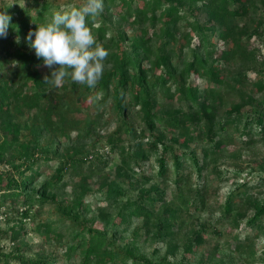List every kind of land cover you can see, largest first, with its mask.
<instances>
[{
    "label": "trees",
    "instance_id": "trees-1",
    "mask_svg": "<svg viewBox=\"0 0 264 264\" xmlns=\"http://www.w3.org/2000/svg\"><path fill=\"white\" fill-rule=\"evenodd\" d=\"M82 3L0 6V264H227L218 244L203 252L208 233L227 235L231 264H264V199L242 182L209 203L221 160L264 145V53L247 46L264 44V0H103L87 21L101 78L56 85L25 35Z\"/></svg>",
    "mask_w": 264,
    "mask_h": 264
},
{
    "label": "clouds",
    "instance_id": "clouds-1",
    "mask_svg": "<svg viewBox=\"0 0 264 264\" xmlns=\"http://www.w3.org/2000/svg\"><path fill=\"white\" fill-rule=\"evenodd\" d=\"M102 10L103 0H83L79 7L54 12L48 22L25 35L35 55L51 69L54 84L60 85L70 76L72 81L93 88L101 78L108 50L96 42L87 21ZM9 25L10 16L0 10V37L7 34Z\"/></svg>",
    "mask_w": 264,
    "mask_h": 264
},
{
    "label": "rangeland",
    "instance_id": "rangeland-1",
    "mask_svg": "<svg viewBox=\"0 0 264 264\" xmlns=\"http://www.w3.org/2000/svg\"><path fill=\"white\" fill-rule=\"evenodd\" d=\"M14 1L15 0H0V6L13 4ZM16 1L22 2L25 0H16ZM50 1L60 4V5H63L67 2L68 5L71 6L73 2H80L82 0H50ZM247 46L248 48H252V47L258 48L256 54L264 53V44L261 41H259L256 37H252L248 41ZM250 75L252 76L253 73L250 72ZM111 129H113V126H110L108 131H110ZM102 134H105V132H103ZM90 145L91 144L89 141L86 144L87 151L91 152L93 149L96 148L100 150V152H103L104 154H106V158L109 160L108 161L109 169L107 170L111 171L113 167L118 163L117 155L112 152L108 153L109 148L105 146V144L102 141V138H101V141L100 139L96 141L95 148L90 147ZM252 151L253 152L251 153L249 151L246 152V150H242L241 156L239 157V159L237 158V159L221 160L220 168L228 172L229 177L225 181L221 182V184H219L218 189H216V192L211 196L209 203L212 207L216 208L217 205H219L223 201L228 191L234 186L241 184L242 182L243 184H245L244 187H246L250 193L258 194L260 198L264 199V145H258ZM259 162L261 165L259 164ZM147 166L148 164L144 166V169H147ZM2 169H6V166L3 165ZM66 178H68V175ZM69 188H70L69 186H66L65 191L68 192ZM214 190L215 188L213 189V191ZM87 199L90 200L91 202H94L95 196L90 195L88 196ZM47 207L48 206H44V210H46ZM216 210L217 209H215V211ZM12 223L13 221H7V219L5 220L2 216H0V228L6 229ZM242 228L243 229H240V234L250 235L253 232L252 229L250 230L249 228L248 229H245L244 227ZM257 228L261 230V234L254 240V242H255V245L257 246V249L260 250L261 247L264 245V218H263L262 225H258ZM226 238H228L226 234H224L223 236H217V235H214L213 233H208L206 237L205 245L202 247L203 252H206L209 249L210 245L218 244L219 254L224 255L225 260L228 262L227 264H231L230 263L231 259L238 261V258L235 253H233L234 255H227L230 251H228L226 243L224 242ZM25 239L28 240V243H29L28 245L32 246L30 247V249L25 251V254L26 256H31L33 252L35 251L36 249L35 245L38 244V242L40 241V238L36 234H30V235H27ZM229 241L232 247L233 240L229 239ZM10 244L11 242H9L7 238H4V239L0 238V245H3V249L5 251L9 249ZM145 250L149 251L150 249L146 248ZM189 261L192 262L191 264L195 262L192 256H190Z\"/></svg>",
    "mask_w": 264,
    "mask_h": 264
}]
</instances>
